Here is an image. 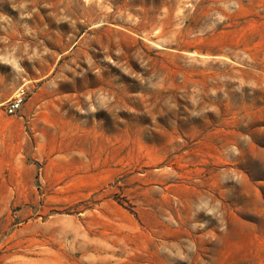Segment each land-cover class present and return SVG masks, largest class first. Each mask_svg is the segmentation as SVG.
Segmentation results:
<instances>
[{"label": "rangeland", "instance_id": "1", "mask_svg": "<svg viewBox=\"0 0 264 264\" xmlns=\"http://www.w3.org/2000/svg\"><path fill=\"white\" fill-rule=\"evenodd\" d=\"M0 264H264V0H0Z\"/></svg>", "mask_w": 264, "mask_h": 264}, {"label": "built area", "instance_id": "2", "mask_svg": "<svg viewBox=\"0 0 264 264\" xmlns=\"http://www.w3.org/2000/svg\"><path fill=\"white\" fill-rule=\"evenodd\" d=\"M27 89L25 87L19 86L15 89L13 94L5 99L1 104L4 107V111L7 115H15L17 114L23 103L26 100Z\"/></svg>", "mask_w": 264, "mask_h": 264}]
</instances>
